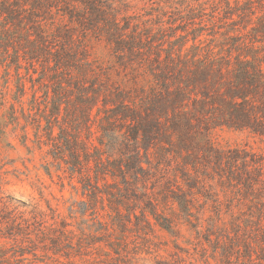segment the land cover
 <instances>
[{
	"label": "trees",
	"instance_id": "16d2710c",
	"mask_svg": "<svg viewBox=\"0 0 264 264\" xmlns=\"http://www.w3.org/2000/svg\"><path fill=\"white\" fill-rule=\"evenodd\" d=\"M131 8L0 0L1 103L21 130L35 122L85 198L68 217L48 207L51 223L2 202L0 264L38 250L60 264H182L153 253L156 228L184 224L205 264H264V156L212 140L227 129L264 143V0Z\"/></svg>",
	"mask_w": 264,
	"mask_h": 264
},
{
	"label": "rangeland",
	"instance_id": "374dc122",
	"mask_svg": "<svg viewBox=\"0 0 264 264\" xmlns=\"http://www.w3.org/2000/svg\"><path fill=\"white\" fill-rule=\"evenodd\" d=\"M126 1L132 6L130 12H138L145 0ZM92 51L95 55H105V49L98 44H93ZM2 74L3 71L0 68V84ZM10 85L13 87V82ZM8 100L10 101L9 96H7ZM28 100L29 95L24 98L25 108ZM8 106L9 103L2 104L0 100V213L2 214L4 210L2 202L7 200L11 201V205H19L18 209L24 212L26 218L30 220L34 217L35 219L43 218L49 223H51L49 220L51 211L48 207L56 209L61 217H68L71 205H74L73 209L77 210L78 207L81 211L84 208L81 201L85 198L81 194L82 190L77 178L71 177L64 167H59L52 161L47 155V146L41 144L40 148L38 147L34 136L35 122L28 124L25 131L21 130L25 120L18 113V123L11 124L12 121L8 117ZM36 120H41L42 125L45 124L41 117ZM2 130H4L3 135ZM41 134H43L42 130ZM42 139L45 137L42 136ZM212 140L221 148L244 146L264 156V143L245 132L218 130L212 136ZM7 143H10L12 147L7 146ZM76 215L79 216L78 213ZM179 227L180 233L177 235L156 228L158 247L156 253L153 254H158L163 258L177 254L182 257V264H205L193 230L186 224ZM10 243V241L0 239V247ZM36 253V256L31 253L25 254L26 260L22 264H60L43 256L39 250ZM150 262L152 263L153 260ZM209 264H214V262L210 260Z\"/></svg>",
	"mask_w": 264,
	"mask_h": 264
}]
</instances>
